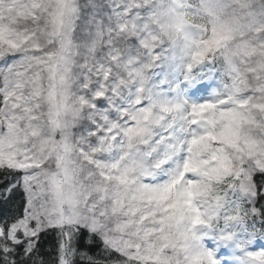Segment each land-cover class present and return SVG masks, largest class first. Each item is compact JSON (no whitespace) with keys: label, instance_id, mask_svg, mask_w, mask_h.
I'll return each mask as SVG.
<instances>
[{"label":"snow or ice","instance_id":"1","mask_svg":"<svg viewBox=\"0 0 264 264\" xmlns=\"http://www.w3.org/2000/svg\"><path fill=\"white\" fill-rule=\"evenodd\" d=\"M0 264H264V0H0Z\"/></svg>","mask_w":264,"mask_h":264}]
</instances>
